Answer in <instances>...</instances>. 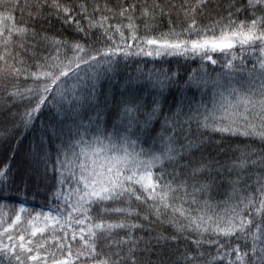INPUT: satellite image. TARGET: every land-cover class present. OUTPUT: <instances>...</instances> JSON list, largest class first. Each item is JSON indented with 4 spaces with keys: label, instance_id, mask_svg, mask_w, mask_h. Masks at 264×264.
I'll use <instances>...</instances> for the list:
<instances>
[{
    "label": "snow or ice",
    "instance_id": "6c2138e0",
    "mask_svg": "<svg viewBox=\"0 0 264 264\" xmlns=\"http://www.w3.org/2000/svg\"><path fill=\"white\" fill-rule=\"evenodd\" d=\"M0 201V264H264V0H0Z\"/></svg>",
    "mask_w": 264,
    "mask_h": 264
},
{
    "label": "trees",
    "instance_id": "16d2710c",
    "mask_svg": "<svg viewBox=\"0 0 264 264\" xmlns=\"http://www.w3.org/2000/svg\"><path fill=\"white\" fill-rule=\"evenodd\" d=\"M173 2L180 3L181 0H173ZM219 2L226 4L227 0H219ZM149 3H151V0H149ZM219 14L220 15H226V13L223 11V9L219 10ZM173 15L175 16V13H173ZM213 15H215V13H212V15H209V16L203 18L201 20V22L205 23V24L209 23L210 20L212 19ZM242 18L243 17H241V19ZM18 19H19V17H18ZM157 25L158 26L153 31H151L149 33H145L143 31V28L141 27V31H140L139 35L140 36L149 35L152 37H157V36H159V34L161 32H166L168 30V19H167V17L161 18L157 22ZM214 58L218 60V63L216 65H211L209 63L207 66V70H208V73L210 74L211 78H215L217 73L224 71V69L222 68V64H223L222 55L217 53L214 55ZM126 63H127V66H125L124 64L121 65V73H120L121 79L126 74H134L137 66H139L140 68H143L145 71L151 70L153 68H160V67L175 70L177 67H179L182 76L189 74L192 70L199 69L201 66V61L198 57L196 59H185L184 57H166V58H162V59H154L152 57L140 56V57H131V58H129V60ZM212 90H213V85L209 84L207 86V90L204 94V99L206 101L210 100ZM201 91H202V89L201 90L192 89L191 91H189L188 95L189 96L195 95L197 97V99H200ZM173 95H178V93L176 92L175 89H173L172 92L169 94V100L172 99ZM2 202L3 201H0V203H2ZM13 202H15V201H13ZM41 203H42L41 197H37L35 200H32L31 197H29V205H28L29 207L39 208ZM74 248H75V245H74ZM211 251L214 254L215 249H212Z\"/></svg>",
    "mask_w": 264,
    "mask_h": 264
}]
</instances>
